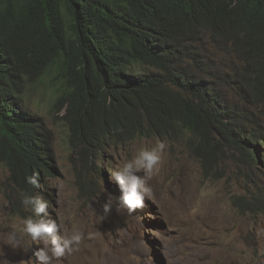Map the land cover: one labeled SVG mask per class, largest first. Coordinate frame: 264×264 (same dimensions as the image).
<instances>
[{
	"label": "trees",
	"instance_id": "trees-1",
	"mask_svg": "<svg viewBox=\"0 0 264 264\" xmlns=\"http://www.w3.org/2000/svg\"><path fill=\"white\" fill-rule=\"evenodd\" d=\"M47 77L70 147L90 159L180 129L205 165L213 138L264 166V0H0V162L46 201L54 135L22 94ZM249 193L247 209L263 212L264 194Z\"/></svg>",
	"mask_w": 264,
	"mask_h": 264
},
{
	"label": "rangeland",
	"instance_id": "rangeland-1",
	"mask_svg": "<svg viewBox=\"0 0 264 264\" xmlns=\"http://www.w3.org/2000/svg\"><path fill=\"white\" fill-rule=\"evenodd\" d=\"M216 60L232 76L228 66H235L233 61ZM221 89L225 97H234L231 88L222 84ZM22 98L54 135L57 173L46 179L48 215H40L55 220L65 237L82 233L77 250L53 264H264V211L253 213L245 203L251 201L249 191L264 194L263 165H245L238 153L213 138L207 148L212 161L205 165L199 139L180 129L166 137H136L90 159L70 147L63 111L51 110L56 91L48 77L32 81ZM160 142L165 144L162 160L147 180L151 198L135 212L117 211L120 190L109 180L111 173L140 149ZM22 193L0 162V264H38L33 252L44 246L28 236V251L9 243L13 228L33 216L21 202ZM107 202L112 211L105 218ZM259 206L264 208V201Z\"/></svg>",
	"mask_w": 264,
	"mask_h": 264
},
{
	"label": "clouds",
	"instance_id": "clouds-1",
	"mask_svg": "<svg viewBox=\"0 0 264 264\" xmlns=\"http://www.w3.org/2000/svg\"><path fill=\"white\" fill-rule=\"evenodd\" d=\"M235 7V3L232 4ZM165 144L160 142L152 149L142 148L139 152L122 167L111 173L109 180L118 185L120 195L117 199V211L121 207L126 208L130 213L135 212L137 208L144 206L146 198L152 196V188L147 184L151 178L153 170L158 167L162 160V153ZM143 172L144 175H138ZM27 183L35 188L40 187L39 173L33 172L26 178ZM22 204L25 209H30L32 217L21 221L20 226L14 227L9 236V243L14 248L28 251L31 245L24 241L28 236L33 242L41 241L43 247L33 252L38 264H53L54 259L65 256L66 252L71 253L77 250L82 240V233L74 231L70 236L61 235V226L55 220L44 219L40 214L48 215V202L42 198L32 196L28 193H22ZM261 210L264 211V208ZM112 211V204L107 202L103 206L104 217Z\"/></svg>",
	"mask_w": 264,
	"mask_h": 264
}]
</instances>
